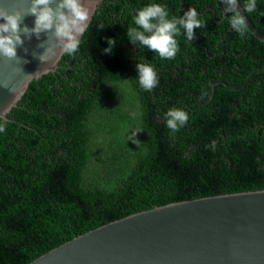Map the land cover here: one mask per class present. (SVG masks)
Instances as JSON below:
<instances>
[{"label": "trees", "instance_id": "trees-1", "mask_svg": "<svg viewBox=\"0 0 264 264\" xmlns=\"http://www.w3.org/2000/svg\"><path fill=\"white\" fill-rule=\"evenodd\" d=\"M178 1L102 0L79 51L63 54L53 73L32 81L7 114L22 126L6 121L0 133V264H27L78 235L154 207L264 190V43L232 30L220 0H182L178 18L196 8L206 37L189 47L177 36L173 60L127 40L140 8L166 5L171 18ZM246 2L238 0L241 8ZM244 14L264 35V0ZM109 39L116 43L106 55ZM207 58L214 60L215 78L233 88L253 72L241 88L243 105L231 106L225 95L235 100L239 91L220 84L214 93L205 84L196 99L193 82ZM137 63L157 72L150 92L138 84ZM173 107L189 116L177 132L165 126ZM213 141L215 150L205 147Z\"/></svg>", "mask_w": 264, "mask_h": 264}, {"label": "water", "instance_id": "water-1", "mask_svg": "<svg viewBox=\"0 0 264 264\" xmlns=\"http://www.w3.org/2000/svg\"><path fill=\"white\" fill-rule=\"evenodd\" d=\"M29 2L0 0V9L23 14ZM101 3L89 0L88 25ZM237 11L247 31L264 43V35L249 23L238 2ZM34 21V16L26 15L20 27L31 29ZM21 39L16 59L0 56V119L20 126L7 114L29 84L53 73L63 56L53 48L49 61L39 60L56 43L51 32L39 38L21 35ZM27 264H264V190L174 202L133 213L78 235Z\"/></svg>", "mask_w": 264, "mask_h": 264}, {"label": "clouds", "instance_id": "clouds-1", "mask_svg": "<svg viewBox=\"0 0 264 264\" xmlns=\"http://www.w3.org/2000/svg\"><path fill=\"white\" fill-rule=\"evenodd\" d=\"M238 0H220L224 5L223 13H231L227 21L232 30L243 37L247 32L244 17L237 11ZM89 0H30L25 13L20 11L8 12L0 9V56L8 60L16 59V48L22 46L21 35L30 38L35 35L39 38L41 33H52L55 45L46 48L39 60L44 63L54 54L53 48H58L61 53L73 56L79 51L80 37L88 27L91 9ZM55 4V7L51 5ZM246 14L257 10V0H247L242 5ZM26 15L35 17L34 27L21 28L20 23ZM134 25V26H133ZM206 23L200 18L196 8L186 11L183 17L172 16L166 5L149 3L140 8L132 18V24L126 29L127 40L140 47H146L160 59L173 60L179 51L177 36L183 34L188 41L194 39V29L205 28ZM100 25L99 29H104ZM109 47L103 49L106 55L112 54L116 41L109 39ZM137 81L144 91H152L159 83L157 72L149 63H137ZM189 116L184 110L173 107L165 114V126L172 132L179 131L186 125ZM6 121L0 122V133L5 132ZM206 148L215 150L216 144L205 145Z\"/></svg>", "mask_w": 264, "mask_h": 264}, {"label": "flooded vegetation", "instance_id": "flooded-vegetation-1", "mask_svg": "<svg viewBox=\"0 0 264 264\" xmlns=\"http://www.w3.org/2000/svg\"><path fill=\"white\" fill-rule=\"evenodd\" d=\"M193 1H195V0H193ZM182 4H183V1L180 0V1H178V5L177 6H174L173 5L172 7H170V11L172 13V16H177L178 17V12H179ZM190 5L191 4H188L187 7H189ZM190 8H191V6L189 7V9ZM208 10L209 11H213L211 8L206 7L205 10H204V12H207ZM211 32H213V33H210V36L215 37L216 36V31H211ZM205 37H206V32L203 31V28H201L198 31V34H194V39L192 41L195 40L197 42H202ZM194 45H195L194 43H192L191 41H188V46L189 47H194ZM206 64H207L206 69H205V71H203L201 73V77L198 80H196L195 82H193L194 83V89H196V92H198V94L196 96V99L197 100H200L201 99L200 94H199V93H201L200 92V89H204L203 86L205 84H206V86L209 87L210 93H214L215 89H217L218 88V85L220 84L222 86H227L229 89H231L233 91H236V92L239 91V93L236 95L235 100L234 99H231L228 95H225V100L227 102H232L231 106H241V105H243V93L241 92V88L243 87V83L238 88H233L231 86L226 85L224 82L216 79L215 76H214V60H212L211 58H207ZM191 78L193 79V74L191 75ZM187 81H188V83L189 82L191 83V80H188L187 79ZM198 83H199V85H198ZM255 90H256V92H261L259 83H258V86L255 88ZM190 94L193 95V93H190ZM259 95H262L263 98H264V95L263 94H259ZM259 95H256V98H258ZM191 97H193V96H191ZM210 100H211V97L208 100H206V101L209 102ZM235 103H237V104H235Z\"/></svg>", "mask_w": 264, "mask_h": 264}, {"label": "rangeland", "instance_id": "rangeland-1", "mask_svg": "<svg viewBox=\"0 0 264 264\" xmlns=\"http://www.w3.org/2000/svg\"><path fill=\"white\" fill-rule=\"evenodd\" d=\"M130 93V92H129ZM128 94V93H127ZM131 94V93H130ZM124 98H126L127 99V95H122ZM129 114H130V112H129ZM129 114H128V116H129ZM132 117V116H131Z\"/></svg>", "mask_w": 264, "mask_h": 264}]
</instances>
